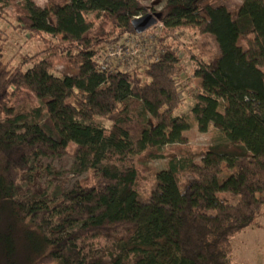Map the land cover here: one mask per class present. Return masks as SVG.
<instances>
[{"label": "trees", "instance_id": "16d2710c", "mask_svg": "<svg viewBox=\"0 0 264 264\" xmlns=\"http://www.w3.org/2000/svg\"><path fill=\"white\" fill-rule=\"evenodd\" d=\"M15 1L14 28L41 49L11 64L0 28V264H234L231 240L264 212V0H242L234 16L223 0H164L151 38L158 51L141 71L96 60L100 46L146 33L131 25L147 14L141 0H47L49 9L0 0V22ZM181 29L216 46L212 56L201 42L205 53L193 58L190 115L199 132L212 126L224 142L200 163L171 156L143 199L136 161L165 157L162 148L190 128L174 114L181 66L167 42ZM17 90L40 105L13 114ZM70 146L71 172L90 171L94 184L54 200L28 195L53 173L42 160Z\"/></svg>", "mask_w": 264, "mask_h": 264}, {"label": "rangeland", "instance_id": "374dc122", "mask_svg": "<svg viewBox=\"0 0 264 264\" xmlns=\"http://www.w3.org/2000/svg\"><path fill=\"white\" fill-rule=\"evenodd\" d=\"M31 1L39 9H49L51 7L47 0ZM241 2L242 0H223L217 2V4L225 5L234 16ZM141 3L147 10V14L161 13L164 10V0H141ZM17 4L16 1L7 3L4 10L5 20L0 22V28L7 36L4 58L13 65L33 56H39L41 49V44L32 38L29 33L14 28L16 25L15 6ZM156 33H160L158 26L148 29L141 38L123 36L116 43L100 46L96 56L97 63L109 68L117 67L123 71L133 69L141 71L158 51L159 46L151 39ZM114 37L115 35L112 38ZM167 40L175 47L181 66V73L175 78L180 105L174 114L183 116L190 123V128L183 133L178 145H167L162 148L165 157L136 161L137 188L143 199L150 195L155 186V173L167 167V160L171 156L177 159L189 158L196 163H200L209 147L224 142L219 130L212 126L208 128L206 133L199 132L190 115V109L193 105L191 90L195 85L191 73L194 67L193 58H196L200 51L202 53L207 51L208 54L215 55L217 49L214 42L209 38L194 36L191 31L183 29L176 32L173 38L169 37ZM201 42H204V45L206 44V50L204 51L199 47ZM54 70L55 74H61L65 70L64 63L56 62ZM38 104L39 102L34 94L26 90H17L8 106L13 114H17L25 112ZM96 122L109 133L110 123L104 120H97ZM72 151L73 147L70 146L68 155L63 158L43 159L42 164L50 166L53 173L52 175L46 173L41 175L28 195L45 193L47 199L54 200L75 187L93 185L94 178L90 171H85L79 175L71 172L72 160L70 155ZM228 174V171L224 170L222 178ZM217 198L226 203H234L237 200L236 197L227 193H219ZM199 211L202 212V210ZM231 249L234 264H264V212L242 233L231 240Z\"/></svg>", "mask_w": 264, "mask_h": 264}, {"label": "water", "instance_id": "95a60500", "mask_svg": "<svg viewBox=\"0 0 264 264\" xmlns=\"http://www.w3.org/2000/svg\"><path fill=\"white\" fill-rule=\"evenodd\" d=\"M159 15L156 14H146L141 17L134 18L131 21V25L136 34H141L146 32L151 27L155 26L157 18Z\"/></svg>", "mask_w": 264, "mask_h": 264}, {"label": "built area", "instance_id": "2783aa9c", "mask_svg": "<svg viewBox=\"0 0 264 264\" xmlns=\"http://www.w3.org/2000/svg\"><path fill=\"white\" fill-rule=\"evenodd\" d=\"M137 18V17H136ZM158 27H159V30L162 28V24L161 23H159L158 25H157ZM157 34V33H156ZM155 34V35H156Z\"/></svg>", "mask_w": 264, "mask_h": 264}, {"label": "bare ground", "instance_id": "6f19581e", "mask_svg": "<svg viewBox=\"0 0 264 264\" xmlns=\"http://www.w3.org/2000/svg\"><path fill=\"white\" fill-rule=\"evenodd\" d=\"M150 29H151V28H150ZM147 31H148V30H147ZM147 31H146V32H147Z\"/></svg>", "mask_w": 264, "mask_h": 264}]
</instances>
